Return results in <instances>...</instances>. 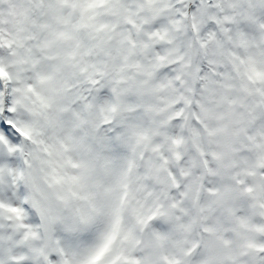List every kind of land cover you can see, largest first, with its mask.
Masks as SVG:
<instances>
[{"label":"clouds","instance_id":"obj_1","mask_svg":"<svg viewBox=\"0 0 264 264\" xmlns=\"http://www.w3.org/2000/svg\"><path fill=\"white\" fill-rule=\"evenodd\" d=\"M75 5L58 13L66 24L52 21L72 39L46 51L33 48L30 55L20 50L29 61L38 57L37 71L50 79L37 81L29 62L18 66L29 70L9 84L21 89L17 120L32 138L21 139L11 175L0 163V202L42 208L45 197L54 201L58 189L50 187L45 163L54 156L44 148L54 151L57 140L71 133L76 144L69 155L91 161L90 183H99L100 193L122 207L130 257L151 253L152 264H164L165 256L187 261L191 257L181 250L195 244L192 264H231L230 256L246 244H264V232L255 230L264 226V3L225 5L219 14L234 22L208 29L205 17L196 30L183 18L170 23L173 0ZM32 14L39 16L40 9L33 6ZM0 15L12 29L17 17L9 16L7 4L0 5ZM154 18L163 40L148 34L156 31ZM0 51L13 73L8 50ZM20 188L23 197L17 196ZM11 215H0V260L7 264L5 249L15 245L5 238L23 235ZM237 217L249 227L241 228Z\"/></svg>","mask_w":264,"mask_h":264},{"label":"snow or ice","instance_id":"obj_2","mask_svg":"<svg viewBox=\"0 0 264 264\" xmlns=\"http://www.w3.org/2000/svg\"><path fill=\"white\" fill-rule=\"evenodd\" d=\"M260 2L264 3V0ZM173 3L174 7L166 5L172 7L175 17L170 23L175 26L180 18H183L185 23L191 22L193 30H196L197 24L205 17L208 29L234 22L233 16H221L219 13L224 11L225 5L232 9L240 6V0H173ZM3 4L8 5L10 17H17L11 21L13 28L9 29L4 25L10 21L0 15V50H8V62L14 68L13 73L7 70L4 55L0 51V163L8 167L11 175L10 170L18 163L13 157L21 139L32 137L17 120L16 105L20 100L16 93L21 89L10 88L9 84L13 82V77L20 80V73L29 69L18 66L29 62L30 70L36 71L37 81L43 83L50 79L37 71L40 62L38 57H32L29 61L21 55L20 50L30 55L33 48L46 51L57 41L72 39L69 32L53 28L52 21L66 24L67 19L58 13L64 7L70 5L74 8L76 5L75 0H0V5ZM33 6L40 9L39 16L32 14ZM88 7H92V4ZM160 24V20H155L151 27L156 31H150L148 34L163 40L164 36L159 31ZM28 25L31 27H27ZM45 33L48 34L46 38L43 35ZM162 59L163 57L157 56V60ZM156 67L161 68V65ZM162 71L168 72V67H163ZM179 79L177 77V80ZM27 91H34L31 84L27 85ZM37 98L39 99V96ZM42 106L46 107L47 104ZM25 128L31 126L25 124ZM173 143L178 144L179 141L174 140ZM75 144L76 138L68 133L57 140L54 151H49V146L44 148L49 156H54L53 159L45 161L50 167V187L58 189L54 201L45 197L47 203L42 208L36 204L30 207L27 202L17 206L14 199L9 204L0 202V215L4 212L11 213L7 218H14V228L23 232L19 240L14 236L5 238L9 245H15L5 249L8 261L11 264H152L151 253L143 259L128 255V250L124 247L128 237L122 229V207L120 204L109 202L100 193L99 183H90L94 174L91 161H77L69 155ZM2 173L3 169L0 168V174ZM23 191V188L18 189L17 196L23 197ZM243 191L250 194L252 188L246 187ZM5 194L11 199V192L5 190ZM261 207H264V204ZM148 219L152 217L149 216ZM236 220L241 228L249 227L245 218L237 217ZM255 230L264 232V226L255 227ZM223 243L227 244L228 241L224 240ZM181 251L185 257L191 259L169 260L165 256L164 264H192V261L197 259L193 255L198 252L197 245ZM230 260L231 264H264V244L248 243L243 250L231 255ZM0 264L7 262L0 260Z\"/></svg>","mask_w":264,"mask_h":264}]
</instances>
